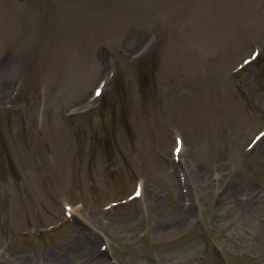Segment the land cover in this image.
<instances>
[{"label": "rangeland", "instance_id": "1", "mask_svg": "<svg viewBox=\"0 0 264 264\" xmlns=\"http://www.w3.org/2000/svg\"><path fill=\"white\" fill-rule=\"evenodd\" d=\"M262 128L264 0H0V264H264Z\"/></svg>", "mask_w": 264, "mask_h": 264}, {"label": "bare ground", "instance_id": "2", "mask_svg": "<svg viewBox=\"0 0 264 264\" xmlns=\"http://www.w3.org/2000/svg\"><path fill=\"white\" fill-rule=\"evenodd\" d=\"M184 148H185V144H184V146H183V149H182V151L184 150ZM143 196V195H142ZM142 198V197H141Z\"/></svg>", "mask_w": 264, "mask_h": 264}, {"label": "snow or ice", "instance_id": "3", "mask_svg": "<svg viewBox=\"0 0 264 264\" xmlns=\"http://www.w3.org/2000/svg\"><path fill=\"white\" fill-rule=\"evenodd\" d=\"M97 95H99V92H97ZM177 150H179V149H177Z\"/></svg>", "mask_w": 264, "mask_h": 264}, {"label": "trees", "instance_id": "4", "mask_svg": "<svg viewBox=\"0 0 264 264\" xmlns=\"http://www.w3.org/2000/svg\"><path fill=\"white\" fill-rule=\"evenodd\" d=\"M219 257H221V255H219Z\"/></svg>", "mask_w": 264, "mask_h": 264}]
</instances>
